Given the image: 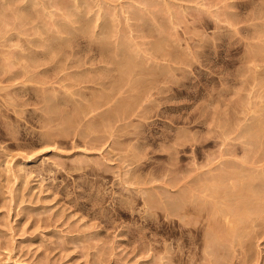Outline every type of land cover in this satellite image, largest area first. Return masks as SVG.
I'll return each instance as SVG.
<instances>
[{
  "label": "rangeland",
  "instance_id": "1",
  "mask_svg": "<svg viewBox=\"0 0 264 264\" xmlns=\"http://www.w3.org/2000/svg\"><path fill=\"white\" fill-rule=\"evenodd\" d=\"M0 15V264H264V0Z\"/></svg>",
  "mask_w": 264,
  "mask_h": 264
},
{
  "label": "bare ground",
  "instance_id": "2",
  "mask_svg": "<svg viewBox=\"0 0 264 264\" xmlns=\"http://www.w3.org/2000/svg\"><path fill=\"white\" fill-rule=\"evenodd\" d=\"M84 1H85V0H84ZM57 2H58V1H57ZM59 2H60V1H59ZM86 2H88V1H86ZM54 3H55V2H54ZM63 4H64V3H63ZM74 4H76V3L74 2ZM74 4H73V5H74ZM86 4H87V3H86ZM88 4H89V3H88ZM91 4H92V3H91ZM80 5H81V4H80ZM48 6H49V5H48ZM54 6H55V5H54ZM88 6H89V5H88ZM93 6H94V4H93ZM78 7H79V6H78ZM44 8H45V7H44ZM46 8H47V7H46ZM128 8H129V7H128ZM81 9H82V8H81ZM88 9H89V8H88ZM75 10H76V9H75ZM116 10H117V9H116ZM71 11H72V10H71ZM79 11H80V10H79ZM79 11H78V12H79ZM125 11H126V10H125ZM76 12H77V11H76ZM86 12H87V10H86ZM110 12H111V11H110ZM110 12H109V14H110ZM114 12H115V11H114ZM3 14H4V13H3ZM27 14H28V13H27ZM112 14H113V13H112ZM126 14H127V13H126ZM69 15H70V14H69ZM103 15H104V14H103ZM0 16H1V15H0ZM201 16H202V15H201ZM104 18H105V16H104ZM108 19H109V18H108ZM198 19H199V18H198ZM230 19H231V18H230ZM58 21H59V20H58ZM105 21H106V20H105ZM172 22H173V21H172ZM58 25H59V24H58ZM62 25H63V24H62ZM66 25H67V23H66ZM68 25H69V24H68ZM101 25H102V24H101ZM104 25H105V24H104ZM131 25H132V24H131ZM112 26L114 27L113 23H112ZM112 26H111V27H112ZM69 27H70V26H69ZM117 27H118V26H117ZM142 27H143V26H142ZM162 27H163V26H162ZM60 28H61V27H60ZM107 28H108V27H107ZM63 29H64V28H63ZM75 29H76V28H75ZM114 29H115V28H114ZM162 29H163V28H162ZM57 30H58V29H57ZM57 30H56V31H57ZM88 31H89V30H88ZM110 31H111V30H110ZM123 31H124V30H123ZM57 33H58V32H57ZM90 33H91V32H90ZM109 33H110V32H109ZM129 33H130V32H129ZM66 34H67V33H66ZM62 35H63V33H62ZM119 35H120V34H119ZM121 35H122V34H121ZM67 36H68V34H67ZM67 36H66V37H67ZM126 36H127V35H126ZM120 37H121V36H120ZM158 39H159V38H158ZM107 41H108V40H107ZM60 42H61V41H60ZM62 43H63V42H62ZM156 43H157V42H156ZM158 43H159V42H158ZM58 46H59V45H58ZM103 46H104V45H103ZM187 46H188V45H187ZM100 47H102V45H101ZM118 47H119V46H118ZM122 47H123V46H122ZM120 48H121V47H120ZM125 48H126V47H125ZM76 49H77V48H76ZM104 49H105V47H104ZM121 50H122V48H121ZM101 51H102V49H101ZM68 55H69V54H68ZM75 55H76V54H75ZM75 55H74V56H75ZM78 56H79V55H78ZM121 56H122V55H121ZM130 56H131V55H130ZM132 56H133V55H132ZM34 57H35V56H34ZM106 58H107V57H106ZM80 59H81V58H80ZM125 59H126V58H125ZM127 60H129V59H127ZM137 61H138V60H137ZM139 61H140V60H139ZM130 63H131V62H130ZM139 63H141V62H139ZM124 64H125V63H124ZM126 64H127V63H126ZM92 66H93V65H92ZM132 66H133V65H132ZM136 66H137V65H136ZM138 66H139V65H138ZM140 66H141V65H140ZM164 66H165V65H164ZM164 66H163V67H164ZM121 68H122V67H121ZM132 68H133V67H132ZM134 68H136V67H134ZM165 68H167V67H165ZM172 68H173V66H172ZM82 69H83V68H82ZM127 69H128V68H127ZM163 69H164V68H163ZM130 70H131V69H130ZM169 70H170V69H169ZM122 71H125V70H122ZM134 71H135V70H134ZM134 71H133V73H134ZM154 71H155V70H154ZM169 72H171V71H169ZM154 73H155V72H154ZM161 73H162V72H161ZM163 73H164V72H163ZM74 74H75V73H74ZM150 74H151V73H150ZM158 74H159V73H158ZM77 75H78V74H77ZM130 75H132V74H130ZM137 75H138V74H137ZM142 75H143V74H142ZM151 75H152V74H151ZM134 76H135V75H134ZM139 76H140V75H139ZM154 76H155V75H154ZM113 77H114V76H113ZM123 77H124V74H123ZM132 77H133V76H132ZM144 77H145V76H144ZM150 77H151V76H150ZM87 78H88V77H87ZM126 78H127V77H126ZM136 78H137V77H136ZM136 78H135V79H136ZM90 79H91V78H89V80H90ZM124 79H125V78H124ZM139 79H140V77H139ZM158 79H159V78H158ZM92 80H93V79H92ZM112 80H114V79H112ZM117 80H118V79H117ZM156 80H157V79H156ZM137 81H138V78H137ZM116 82H117V81H116ZM142 82H143V81H142ZM151 82H152V81H151ZM118 83H119V82H118ZM155 83H156V82H155ZM76 84H77V82H76ZM132 84H133V83H132ZM138 84H139V83H138ZM130 85H131V83H130ZM109 86H110V85H109ZM115 86H116V85H115ZM151 86H152V85H151ZM123 88H124V87H123ZM128 88H129V86H128ZM146 88H147V87H146ZM110 89H111V88H110ZM152 89H153V88H152ZM140 90H141V89H140ZM128 91H129V90H128ZM150 91H151V90H150ZM105 92H107V91H105ZM119 92H120V90H119ZM131 92H132V91H131ZM145 92H146V91H145ZM136 93H137V92H136ZM146 93H147V92H146ZM148 93H149V92H148ZM132 94H133V93H132ZM104 95H105V94H104ZM110 95H111V94H110ZM136 95H137V94H136ZM102 96H103V95H102ZM147 96H148V95H147ZM107 97H108V96H107ZM132 98H133V97H132ZM52 99H53V98H52ZM58 99H59V98H58ZM54 101H55V100H54ZM89 101H90V100H89ZM101 101H102V98H101ZM139 101H140V100H139ZM58 102H59V101H58ZM121 102H122V100H121ZM132 102H133V101H132ZM134 102H135V101H134ZM50 103H51V102H50ZM53 103H54V102H53ZM53 103H52V104H53ZM130 103H131V101H130ZM100 104H101V103H100ZM126 104H127V103H126ZM139 104H140V103H139ZM139 104H137V105H139ZM53 105H54V104H53ZM122 105H123V104H122ZM132 105H133V104H132ZM261 105H262V104H261ZM54 106H55V105H54ZM89 106H90V105H89ZM89 106H86V107H89ZM134 106H135V105H134ZM110 107H111V106H110ZM260 107H261V106H260ZM50 108H53V107H50ZM76 108H77V107H76ZM137 108H138V107H137ZM132 109H133V108H132ZM113 111H114V110H113ZM122 111H123V110H122ZM83 112H84V110H83ZM76 113H77V112H76ZM103 113H104V112H103ZM105 113H106V112H105ZM129 113H130V112H129ZM121 114H122V112H121ZM127 115H128V112H127ZM104 116H105V115H104ZM121 116H123V115H121ZM71 117H72V116H71ZM71 117H70V118H71ZM107 117H108V116H107ZM76 118H77V117H76ZM263 118H264V117H263ZM256 119H257V118H256ZM71 120H72V119H71ZM106 121H107V120H106ZM257 121H258V119H257ZM260 121H261V120H260ZM67 122H68V119H67ZM232 122H233V121H232ZM257 123H258V122H257ZM253 124H255L254 121L252 122V125H253ZM259 124H260V123H259ZM232 125H233V124H232ZM262 125H263V124H262ZM262 125H261V126H262ZM257 126H258V125H257ZM257 126H256V127H257ZM252 128H253V127H252ZM252 128H251V130H252ZM226 129H227V128H226ZM246 129H247V128H246ZM229 130H230V128H229ZM254 130H255V129H254ZM243 131H244V130H243ZM249 131H250V130H249ZM244 132H245V131H244ZM253 132L255 133V131H253ZM245 133H246V132H245ZM247 133H248V131H247ZM250 133H251V132H250ZM258 133H259V132H258ZM246 135H247V134H246ZM251 135H253V134H251ZM256 135H257V134H256ZM248 136H249V135H248ZM258 136H259V135H258ZM258 136H255V138H256L257 140H258ZM253 138H254V137H253ZM224 139H225V138H224ZM244 139H245V137H244ZM247 139H249V138H247ZM247 139H246V140H247ZM252 140H253V139H252ZM249 141H250V140H249ZM251 142H252V141H251ZM255 142H256V141H255ZM263 144H264V143H263ZM249 150H250V149H249ZM230 152H231V151H230ZM220 155H221V154H220ZM263 155H264V154H263ZM259 156H260V155H259ZM248 158H249V157H248ZM225 159H226V158H225ZM240 160H241V159H240ZM248 160H251V159H248ZM221 162H222V161H221ZM227 162H228V161H227ZM247 163H249V162H247ZM250 163H251V162H250ZM218 166H219V165H218ZM218 166H216V167H218ZM220 166H221V164H220ZM220 166H219V167H220ZM229 166H230V165H229ZM233 167H234V166H233ZM244 167H245V166H244ZM250 167H251V166H250ZM261 167H262V166H261ZM211 168H212V167H211ZM260 169H261V168H260ZM215 170H216V169H215ZM234 170H236V169L234 168ZM234 170H232V171H234ZM256 170H257V169H256ZM219 171H220V170H219ZM223 171H224V169H223ZM232 171H231V172L228 171V173H226V175H225V174H223V175L220 174V175H221V176H220V180H221L222 182L225 181V179L231 180L232 177H234L235 175H238V173H233ZM241 172H242V171H241ZM241 172H240V173H241ZM261 172H262V171H261ZM210 173H211V172H210ZM251 173H252V172H251ZM256 173H257V172H256ZM212 174H213V173H212ZM212 174H211V176H212ZM257 174H258V173H257ZM253 175H254V174H253ZM259 175H260V174H259ZM261 175H263V174H261ZM238 176H239V175H238ZM248 176H249V175H248ZM249 177H250V176H249ZM255 177H256V176H255ZM200 178H202V177H200ZM205 178H206V177H205ZM235 178H236V177H235ZM175 179H176V178H175ZM206 179H207V178H206ZM212 179H213V178H212ZM255 179H256V178H255ZM178 180H179V179H178ZM188 180H189V179H188ZM199 180H200V179H199ZM203 180H204V179H203ZM252 180H253V179H252ZM190 181H191V180H190ZM210 181H212V180L210 179ZM214 181H215V180H214ZM192 182H193V180H192ZM198 182H199V181H198ZM226 182H227V181H226ZM208 183H209V182H208ZM220 183H221V182H220ZM225 185H226V184H225ZM205 186H206V185H205ZM240 186H241V185H240ZM254 186H256V185H254ZM182 187H183V186H182ZM219 187H220V186H219ZM219 187L216 186L215 191H216L217 189H219ZM244 187H245V186H244ZM246 187H247V186H246ZM196 188H197V187H196ZM249 188H250V187H249ZM251 188H252V190H254L256 187H255L254 189H253V187H251ZM186 189H187V188H186ZM198 189H199V188H198ZM202 189H203V188H202ZM213 189H214V188H213ZM244 189H245V188H244ZM220 190H221V189H220ZM240 190H241V191H244V190H243V187H241ZM256 190H257V189H256ZM256 190H254L253 192H255ZM261 190H262V189H261ZM211 191H212V190H211ZM215 191H214V192H215ZM218 191H219V190H218ZM231 191H232V190H231ZM233 191H234V190H233ZM250 191H251V190H249V192H250ZM187 192H188V191H187ZM194 192H195V191H194ZM245 192H246V191H245ZM253 192H252V193H253ZM240 193H241V192H240ZM246 193H247V192H246ZM252 193H251V194H252ZM255 193H257V192H255ZM255 193H254V194H255ZM254 194H253V195H254ZM183 195H185V193H184ZM194 195H195V194H194ZM211 195H212V194H211ZM246 195H247V194H246ZM253 195H252V196H253ZM257 195H258V197H257V198L255 197V198H256V202H257V203L255 202V203H256V206H258L259 209L262 208V206H263V208H264V196H263V195H262V196H259V195H260L259 193H257ZM198 196H199V195H198ZM247 196H248V195H247ZM192 197H193V196H192ZM202 197H203V196H202ZM183 198H184V197H183ZM251 198H252V197H251ZM189 199H190V197H189ZM180 200H181V199H180ZM180 200H178V202H179ZM199 200H201V199L199 198ZM199 200H198V201H199ZM225 200H226V199H225ZM242 200H243V199H242ZM202 201H203V200H202ZM228 201H229V200H228ZM254 201H255V200H254ZM215 202H216V201H215ZM181 203H182V202H181ZM216 203H217V202H216ZM178 204H179V203H178ZM195 204H196V203H195ZM224 204H225V203H224ZM180 206H181V204H180ZM213 206H214V205H213ZM220 206H221V205H220ZM231 206H232V204H231ZM211 207H212V206H211ZM252 207H253V206H252ZM184 208H185V207H184ZM241 208H242V207H241ZM241 208H240V209H241ZM172 209H173V208H172ZM221 209H222V207H221ZM231 209H232V207H231ZM259 209H258V210H259ZM200 210H201V209H200ZM212 210H213L214 213H215V211H219V208H218V207H215V208H213ZM258 210H257V211H258ZM262 210H263V209H262ZM213 211H212V212H213ZM220 211H221V210H220ZM240 211H241V210H240ZM242 211H243V210H242ZM176 212H178V211H176ZM262 212H264V211H262ZM221 213H222V212H221ZM242 213H243V212H242ZM260 213H261V212H260ZM206 214H207V213H206ZM215 214H216V213H215ZM179 215H180V214H179ZM183 215H184V214H183ZM236 215H237V213H236ZM240 215H241V214H240ZM259 215H260V214H259ZM259 215L257 214L256 217L258 218ZM243 216H244V214H243ZM243 216H239V215H237L236 218H237V217H238V218L235 219V220H234V217H235V216H234V217L231 216L233 219L226 218V220H225V219L223 218L224 221H222V222H226V223H227L226 225H229V223H231V224H232V223H236V225H238V224L244 223V221L246 220V216H244V217H243ZM225 217H227V215H226ZM256 217H254V218H256ZM261 218H262V217H261ZM261 218H259L261 221H262V219L264 220V218H262V219H261ZM208 219H209V218H208ZM211 219H212V218H211ZM211 219H209V220H211ZM259 219H257V220H259ZM212 222L215 223L216 220H214V221H212ZM259 222H260V221H259ZM208 223H209V222H208ZM220 223H221V222H220ZM262 223H263V221H262ZM209 224H210V223H209ZM217 224H219V223H217ZM224 224H225V223H224ZM211 225H212V223H211ZM213 225H214V227L216 228L215 224H213ZM219 225H221V224H219ZM222 225H223V223H222ZM230 226H231V225H230ZM232 226H233V225H232ZM239 226L242 227V225H239ZM243 226H246V224H245V225L243 224ZM211 227H212V226H211ZM211 227H210V228H211ZM217 227H218V226H217ZM227 227H229V226H226V228H227ZM237 227H238V226H237ZM243 228H244V227H243ZM262 228H263V227H262ZM228 229H229V228H228ZM236 229H237V228H236ZM211 230H214L213 227H212ZM205 231H206V230H205ZM216 231H218V230H215V233H216ZM235 232H236V231H235ZM209 233H210V232H209ZM218 233H219V232H218ZM220 233H221V232H220ZM228 233H229V232H228ZM228 233H227V234H228ZM233 233H234V232H233ZM222 234H223V233H222ZM229 234H230V233H229ZM229 234H228V235H229ZM222 236H223V235H222ZM234 236H235V235H234ZM239 236L241 237V235H239ZM243 236H244V235H243ZM215 237H216V236H215ZM223 237H224V236H223ZM236 237H237V235H236ZM245 237H246V236H245ZM253 237H254V236H253ZM256 237H257V236H256ZM258 237H259V236H258ZM220 238H221V237H220ZM212 239H213V238H212ZM243 240H244V238H243ZM214 241H215V240H214ZM222 241H224V240H222ZM235 241H236V240H235ZM238 241H239V240H238ZM208 242H209V241H208ZM239 242H240V241H239ZM239 242H238V243H239ZM241 242H242V241H241ZM232 243H233V242H232ZM242 243H243V242H242ZM209 244H210V243H209ZM214 244H215V243H214ZM236 244H237V243H236ZM226 245H227V244H226ZM230 245H231V244H230ZM234 245H235V244H234ZM216 247H217V246H216ZM228 248H229V247H228ZM219 250H220V249H219ZM228 251H229V250H228ZM230 251H231V250H230ZM209 253H210V252H209ZM212 253H213V252H212ZM209 255H210V254H209ZM222 257H223V256H222ZM212 259H213V255H212ZM213 262H214V261H213ZM216 262H217V261H216ZM218 262H219V261H218Z\"/></svg>",
  "mask_w": 264,
  "mask_h": 264
}]
</instances>
